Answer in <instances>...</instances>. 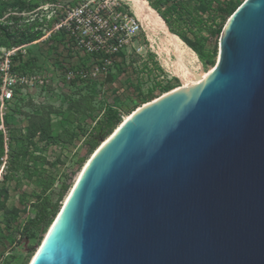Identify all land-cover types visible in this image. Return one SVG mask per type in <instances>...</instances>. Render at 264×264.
<instances>
[{
    "label": "water",
    "instance_id": "95a60500",
    "mask_svg": "<svg viewBox=\"0 0 264 264\" xmlns=\"http://www.w3.org/2000/svg\"><path fill=\"white\" fill-rule=\"evenodd\" d=\"M219 45L101 139L30 264H264V0Z\"/></svg>",
    "mask_w": 264,
    "mask_h": 264
},
{
    "label": "rangeland",
    "instance_id": "374dc122",
    "mask_svg": "<svg viewBox=\"0 0 264 264\" xmlns=\"http://www.w3.org/2000/svg\"><path fill=\"white\" fill-rule=\"evenodd\" d=\"M27 4H31V9H20L19 6H10L8 10L0 15V32L2 27L7 26L13 29L12 34H18L17 32L24 31L26 34L42 32L41 37L26 44L23 52L20 54L25 60H33L34 56H37L36 63L31 67H28L24 74H37L44 79L48 80V87L45 85H37L35 90L29 94L24 95L26 100L32 99L34 104H54L60 106L63 104L64 94L69 92V84L63 78L67 70H76V66L80 68L84 67L86 70H90L95 64L101 68L106 67V72L115 73V77L110 82H105L99 86L101 90L100 98L107 102H113L115 96H120L125 99V94L133 90L132 85L137 82L142 83V88L146 90L152 82L160 81L162 85L167 82L174 86L173 89L183 86L184 82L181 77L176 75L169 64L165 60L173 61L176 59L175 53L171 47H166L160 51V40L155 37L151 40L146 29L139 25V21L135 15V11L132 5L127 0H116L121 3L119 6L121 12L117 11V8L112 6L113 0H96L95 10L101 8L100 16L96 17L101 21V17L104 16L109 22H117L123 26L128 24L127 31L131 34V37L127 39V43H124L122 52H124V60L119 57H115L111 64L103 65L98 63L94 56L87 57L85 53L78 51L73 46L75 42L68 40V35L64 38L60 37H46L47 32L56 25L58 22V14L62 15L67 12L68 6H62V3L66 0H21ZM245 0H242V3ZM190 8L193 7V0H186ZM55 10V11H54ZM116 12L126 14L124 21H121V16ZM229 19V18H228ZM227 19V21H228ZM226 21V22H227ZM101 22H105V19ZM225 22V24H226ZM105 24V23H104ZM224 24V26H225ZM139 26V27H138ZM90 28L88 21L82 18L80 27L78 29L80 34H85V30ZM207 33L204 32L203 36ZM189 38L194 40V35L189 34ZM220 38L216 41L211 38L207 42V49L216 46L217 56L219 54ZM9 47H0V60L5 50ZM198 55V54H197ZM170 57V58H168ZM199 57V56H198ZM117 60L120 67L119 70L115 69L114 60ZM199 60L191 59L188 64L197 73L209 72L215 65H206L199 57ZM14 64L19 63V58L14 59ZM56 62V66L53 63ZM106 72L102 69L96 71V75H92L90 78L106 76ZM202 72V73H203ZM51 82V83H50ZM171 91V90H170ZM166 92H162L160 87L155 90L157 97ZM20 95H17V98ZM125 103L129 106L133 105V102L129 99H125ZM20 101V105L24 106L26 103ZM143 105V104H141ZM140 105V106H141ZM138 108V107H137ZM136 108V109H137ZM30 106H24V110H29ZM133 112V111H132ZM18 114V113H17ZM130 113H125L124 117ZM60 117L54 116L53 123L55 132L58 133L63 129L60 124ZM14 128L17 132H22L25 128V120L22 115L16 117L13 120ZM92 126L89 121L85 122V130H89ZM85 137V133H82ZM82 136V138H84ZM78 138L75 144L71 146H64L62 144L46 145L45 142H39L36 147L29 148L26 140H18L14 147L7 146L8 151L5 149V154H0V192L4 188L8 192L7 198L1 197V201H4L7 207L17 208L20 210L17 222L21 224L24 218L35 215V202L37 197L35 193H41L43 188H47L45 194H42V198L51 199L53 202L57 200L60 185L63 181L70 184L69 189L64 194L62 200L59 203V208L55 216L50 221L46 230L39 234V237L33 240V249L26 247L25 240L7 242L6 245L0 244V264H30L32 258L36 254L39 246L43 242L50 226L55 220L57 214L61 210L65 203V199L73 187L80 171L85 166L87 160L91 154L87 155L82 163H79V159L86 154V148L83 145L84 139ZM107 138V137H106ZM104 138V139H106ZM102 143L100 141L99 145ZM34 150L36 154H41L48 158V162L44 163L42 160L37 162H31L28 156L25 154L26 150ZM59 155V160L56 159ZM32 175V177H31ZM5 234V232H4ZM12 238L19 239V234L10 235ZM15 240V239H14ZM14 255L15 258L10 262L9 256Z\"/></svg>",
    "mask_w": 264,
    "mask_h": 264
},
{
    "label": "trees",
    "instance_id": "16d2710c",
    "mask_svg": "<svg viewBox=\"0 0 264 264\" xmlns=\"http://www.w3.org/2000/svg\"><path fill=\"white\" fill-rule=\"evenodd\" d=\"M149 4L155 8L163 19L166 21L169 29L180 36L203 60L206 65H214L216 61L217 48L216 46L207 49V42L213 38L215 41L220 38L224 24L227 19L236 11L242 4V0H193V7L190 8L186 0H148ZM10 6H19L20 9H31V4H27L21 0H0V15H3ZM64 15V14H63ZM18 34H12L13 29L7 26L2 27L0 32V47H16L32 42L33 40L41 37L42 32L33 34H26L24 31L19 30ZM206 32L207 35L203 36ZM66 29L62 28L59 31L52 33L51 38L66 36ZM189 34L194 35V40L189 38ZM115 37L110 42L115 41ZM19 52L15 58H19V63L12 67L13 70L25 72L28 67L36 63L37 56L33 60H25ZM87 57L94 56L98 63L103 64V59L110 56L102 50L90 52L85 54ZM121 58L124 60V52L119 51L112 54V58ZM14 58V59H15ZM118 60V59H117ZM114 60V67H117L118 62ZM56 66V62L53 63ZM75 67L72 66V69ZM80 68L76 66V69ZM115 77V73L106 72V76L94 78H81L75 77L68 80L66 77L63 79L69 84V92L64 94L63 104L55 106L54 104H34L32 99L25 102L23 94L17 98V95L12 102L9 112L5 116V124L9 129L10 141L8 146L14 147L16 141L26 140L29 148L36 147L39 142H45L46 145L53 144H68L73 145L79 137L85 133L83 145L86 148L85 156L79 159L82 163L86 156L92 154L99 146L101 139L108 137L114 129L123 121L125 113H131L141 104L151 101L156 98L155 90L160 87L162 92L173 90L174 86L167 82L162 85L160 81H154L151 85L144 90L142 83L137 82L133 84V90L125 94V99L133 102L132 106L125 103V99L120 96H115L113 102L102 100L101 90L99 86L105 82H110ZM2 83L0 71V86ZM25 102L24 106H30L29 110H24V106L20 105ZM18 113V114H17ZM22 115L25 120V128L22 132H17L14 128L13 120L17 116ZM54 116L60 117V124L63 129L56 133L53 123ZM89 119L95 121L89 130H85V122ZM5 141L4 134L0 130V154H5ZM25 154L28 156L29 161L37 162L42 160L44 163L48 162V158L41 154H36L34 150H26ZM59 160V157L57 158ZM32 177V175H31ZM70 184L63 181L60 185L58 198L56 201L51 199L42 198L47 188H43L41 193H35L37 197L35 202V215L24 218L19 224L17 218L20 210L17 208H9L1 197L7 198L8 192L2 189L0 192V244L6 245L7 242L25 240L26 247L33 249V240L39 237L49 225L52 218L58 211L59 203L64 194L69 189ZM5 232V234H4ZM19 234L17 240L10 235ZM15 239V240H14ZM2 253H0V256ZM15 256L11 255L8 258L10 262Z\"/></svg>",
    "mask_w": 264,
    "mask_h": 264
},
{
    "label": "built area",
    "instance_id": "2783aa9c",
    "mask_svg": "<svg viewBox=\"0 0 264 264\" xmlns=\"http://www.w3.org/2000/svg\"><path fill=\"white\" fill-rule=\"evenodd\" d=\"M95 1L96 0H66L63 2L62 6H68L67 12H65L64 15L58 14V22H56V25L47 32L46 37L48 38L52 35V33L65 28L68 40L70 39L75 42V46H73L75 49L80 51V53L83 52L85 54L102 50L110 55L103 59V65H109L113 61L112 54L122 50L124 43H127V39L131 37V34L127 31L128 24L126 23L123 26L117 22H109L104 16L100 19L101 21L105 19V24L99 21L96 17L100 16L99 13L102 9L98 8V10H95ZM111 4L115 10L116 8L117 11L120 10L119 6L121 3L119 1L113 0ZM95 12L96 17L94 16ZM119 12H116L114 15H120V20L124 21V18L122 17L125 16L127 18L128 15L125 14L123 16V13L119 14ZM82 18L86 19L88 21V25L90 26V28L85 30V34L83 35L78 31ZM114 37L116 38L115 41L110 42V40ZM25 47L26 44L5 50L2 59L0 60V71L2 77V83L0 86V130L4 134L6 151H8L7 146L10 141V133L5 124V116L9 112L16 95L22 93L29 96V94L35 90L37 85H45L46 87L50 85L48 80H44L40 74H24L23 72L12 69L15 65L13 62L15 56L19 52H23ZM100 69L106 72L105 66L100 68L98 64H95L90 70H86L84 67L77 68L76 70H67L65 77L68 80L75 77L87 79L92 75H96V71H99ZM38 104L41 103L38 102ZM88 121L91 124L95 123L92 119H89ZM80 138H82V136ZM62 145L70 146L68 144ZM58 157L59 155L57 158Z\"/></svg>",
    "mask_w": 264,
    "mask_h": 264
},
{
    "label": "bare ground",
    "instance_id": "6f19581e",
    "mask_svg": "<svg viewBox=\"0 0 264 264\" xmlns=\"http://www.w3.org/2000/svg\"><path fill=\"white\" fill-rule=\"evenodd\" d=\"M127 1L132 5L135 11V15L139 21V25L141 23V25L146 29L151 40H154L155 37L159 38L161 42L159 45V50L161 51L163 47L164 48L171 47L175 53L176 56L175 60L170 62L168 60H165V62L171 66V68L173 69L176 75L182 78L184 84L183 86H180L168 92H174L181 88L196 84L197 82L201 81L205 76H207L209 72L213 70L214 66L211 68L209 72L202 71L203 73L202 72L197 73L193 68L189 66L188 61L191 59H195L200 62L197 53L180 36L173 33L169 29L166 21L163 19L160 13L149 4L148 0H127ZM131 114L132 112L126 115L123 121L129 119ZM82 170L80 171L76 181L78 180L80 174L82 173ZM73 187H71V189ZM71 189L65 201L67 200L71 192Z\"/></svg>",
    "mask_w": 264,
    "mask_h": 264
}]
</instances>
